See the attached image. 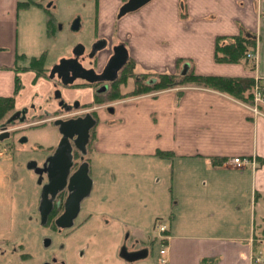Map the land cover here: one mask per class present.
Here are the masks:
<instances>
[{
	"label": "crops",
	"instance_id": "0c3cea01",
	"mask_svg": "<svg viewBox=\"0 0 264 264\" xmlns=\"http://www.w3.org/2000/svg\"><path fill=\"white\" fill-rule=\"evenodd\" d=\"M28 2L32 1L0 0V97L13 95L18 75L21 89L15 96V111L27 110L31 103L41 107L55 89V81L49 78L38 77L34 71L15 70L25 67L29 59L18 50L21 9L36 7L43 11L32 4L24 7ZM179 8V0H155L140 13L119 22L129 29L137 26L121 39L139 73L176 74L191 69L203 76L264 80V0H185L181 8L185 9L187 20L179 18ZM151 15L153 22L158 23V32L168 23L180 24L179 28L184 25L183 31H189L170 36V40L154 33L153 57L146 56L148 49L134 45L135 33L147 32L146 22H150ZM186 21L192 24L194 32ZM198 22L204 27L200 28ZM105 24L99 20L102 34ZM44 27L47 39L56 38L57 32L53 37L47 36L45 17ZM239 34L255 38L252 54L256 60L216 63V38ZM164 42L175 48L178 44L190 45L197 55L173 52L172 65H153L156 52L162 54ZM178 55L189 57L193 65H174ZM18 56L26 59L19 61ZM75 90V99L82 97V90ZM68 91H64L65 95ZM88 92L91 95L84 96L87 98L83 103L92 100V92ZM109 108L96 113L92 152L111 161L105 162L107 172L108 168L116 170L112 163L116 160H124L125 164L134 159L155 161L171 166L173 213L166 218L168 227L163 226L160 262L264 264V115L255 116L245 103L196 86L131 98ZM234 157L254 158L257 163L254 169L237 170L228 164Z\"/></svg>",
	"mask_w": 264,
	"mask_h": 264
},
{
	"label": "rangeland",
	"instance_id": "374dc122",
	"mask_svg": "<svg viewBox=\"0 0 264 264\" xmlns=\"http://www.w3.org/2000/svg\"><path fill=\"white\" fill-rule=\"evenodd\" d=\"M22 1L37 2L50 9L58 20V27L56 38L47 39L43 11L36 7L21 9L17 32L19 54L24 53L30 58L38 57L43 51H46L45 68L49 72V69L54 67L60 59L68 57L78 44L82 43L89 49L96 36V0ZM184 3L185 0H179V18L181 20L188 19L185 9L181 8ZM152 16H150V22H146L147 32L145 34L135 33L137 40L134 45L143 50L148 49L146 56H152L153 51H156L154 33H161L170 40V36L176 37L183 35L184 32H189L183 31L184 25L179 28L180 24L175 26L170 23L164 25L162 31L158 32V23L153 22ZM112 18L107 17L110 22L104 31L105 35L109 37H111L112 31L110 27ZM74 19L81 20V26L77 31L71 29ZM185 23L188 24L187 26H191L189 30L194 32L192 24L187 21ZM115 25L116 28L113 29L114 35L112 36L115 41L137 28L136 25L131 29L128 26L127 28L121 26V23H115ZM198 25L200 28L204 27L201 22H198ZM122 31L124 32L122 33ZM182 40L185 41V39ZM163 44L168 52L164 53V48L161 55L156 52L153 65H172L170 55L173 52L197 55V50L190 45L178 44L179 46L175 48L170 43L164 42ZM177 58L181 59L179 64H177ZM177 58L174 65H186L188 62L193 65L192 60L187 56L178 55ZM135 71L139 73L140 69H135ZM152 77L150 76L148 79ZM42 78L47 79V77ZM133 80L134 78L128 81L124 92L132 89ZM57 88L59 89V87ZM75 89L69 90L66 94L67 97L72 96L75 99L76 96L73 95L78 93L75 92ZM80 90L82 91L79 94L82 97L77 100L83 103L87 98L84 96L89 94L88 91L92 92L93 90L86 87H82ZM14 93L15 84L13 95ZM136 95L114 102L94 103L96 104L95 108H113L128 99L153 94ZM52 102L51 96H49L45 103L42 102L41 107L31 103L27 107V110L30 111L28 121L21 123L18 118L7 125L6 130L0 131V135L3 132L9 133L8 137L0 140V237L29 238L35 247L40 244V241L37 240L39 230H36L34 223L37 218L41 190L46 183L45 175L39 174L38 171L44 168L45 164L47 165L48 158L52 156L60 140L58 128L48 121L50 117L54 119V116L57 115L54 112L56 106ZM245 104L249 110L252 109L253 102ZM13 111L16 112L15 106ZM46 112H49L50 115ZM12 114L10 113V116ZM52 119L50 118V122H53ZM42 121L48 123L36 128ZM23 124L26 125L18 129ZM23 138L26 140L21 141ZM92 144L94 143L92 142ZM92 152L93 149L86 155L89 161V177L92 181L91 192L80 204L79 214L75 219V223L79 226L74 235L67 239L68 244H75L76 250L80 249L82 253L79 264H124L121 255L123 250L126 252L135 250L143 244L147 249V257L133 264H163L160 262L163 257L160 252V239L164 233H160L159 227H168L166 218L173 213L172 203L174 201L172 198L173 182L169 171L170 163L169 165L165 163V165H159L154 163L155 161L134 159L133 162L125 164L122 162L124 160H116L112 161L116 170L111 171L107 167V172L105 162L110 160ZM121 162L122 164L118 165ZM31 163H35V167H29ZM39 178H41V183L38 182ZM244 217L241 215V219L244 220ZM257 217L258 215L256 220ZM256 232L258 233L259 230ZM139 234L141 235L139 236ZM34 252L37 253V247L34 248Z\"/></svg>",
	"mask_w": 264,
	"mask_h": 264
},
{
	"label": "flooded vegetation",
	"instance_id": "af4514ba",
	"mask_svg": "<svg viewBox=\"0 0 264 264\" xmlns=\"http://www.w3.org/2000/svg\"><path fill=\"white\" fill-rule=\"evenodd\" d=\"M129 0H96V7H95V30H96V36L92 43L89 46V49L86 48V46L82 43L78 44L74 47L72 53L68 57L65 58H73V52L76 47L79 45L84 48V51L82 55H80L77 58V61L80 65H82L83 68L87 70H93L97 75H100L107 62L115 56V53L117 52V49L121 46H124V48L127 50L128 48L122 39H119L117 41L114 40V37H112L114 34L113 29H115L116 25L115 23H119L121 20L129 17L130 15L138 14L140 13L145 7L151 5L155 0H149L145 5L142 7L136 9L135 11L128 12L125 14H121L122 7L128 2ZM110 11V13H109ZM109 14V15H108ZM113 15V18H112ZM107 17H111L113 21L111 22V37L108 35H105V27H107L109 19ZM57 19V18H56ZM102 19L106 26H104L103 33L102 34L99 30V20ZM79 20V26L78 29L81 26V20L80 19H74ZM71 23V29L73 28V23ZM57 27H58V20H57ZM76 30V31H77ZM74 31V30H73ZM134 61L129 57L128 53V59L125 65L127 63ZM135 64V63H134ZM124 65V66H125ZM123 66V67H124ZM122 67V68H123ZM121 68V69H122ZM136 69V67H135ZM120 72V71H119ZM119 72L117 74V77L113 81H96L94 83H87L82 80H75L73 84L63 86L61 84V79L55 78L52 81H55V89L53 91L51 100L56 103V110L54 111L57 115L54 116V118H64L69 116L70 118H77V117H85L86 115L91 116L95 121L96 119V113L100 108H95L96 104H94V98L95 95H101L107 91L109 88L110 83L117 80L119 76ZM137 75L138 73L135 72ZM141 74V73H139ZM131 80V79H130ZM83 83L90 84V86H86V88H92V100L87 103H82L81 101L77 99L69 100L67 99L65 95V90H71L73 88L80 89L85 86H81ZM61 91V99H54V92L58 89ZM126 89V88H125ZM131 89H128L125 92H129ZM63 101L66 106L61 107L59 106V103ZM75 102L79 103V106L76 109L70 108L73 107ZM63 106V105H62ZM64 108H70L69 111H65ZM107 110L110 108H106ZM22 111V110H21ZM25 116L26 119H29V111L25 109ZM49 114V112H46ZM61 113V114H58ZM50 115V114H49ZM52 119V117H50ZM49 118V119H50ZM28 121V120H27ZM48 122L42 121L39 122L36 128L42 127ZM50 124L53 125V122H50ZM24 125L21 127H18V129H21ZM96 126V124L90 129V135L92 129ZM87 153H91L88 151L86 146V152L85 154H82L78 149L74 148L72 149V165L69 170L70 177L79 167L81 164V157H83V162H87L88 158H86ZM48 165V164H47ZM46 164L44 165V168L40 169L41 174H44L46 177V183L49 182L50 177L48 173V166ZM89 167V165H88ZM40 174V173H39ZM45 183V184H46ZM69 192L67 188H64L61 191H58L55 195V197L51 198L52 205L50 207V210L45 212L44 215H41L39 207L41 203V196L38 202L37 206V218L35 220V227L36 230H39V233H37V240L40 241V244H37V253L34 252V248H36L29 238H22V237H12V238H1L0 237V264H79L81 261L82 253L79 249V251L76 250V245H71L67 243V239H70L73 235L75 230L79 225L75 223V218L72 219L71 222H63L61 220L62 216L65 213V200L68 196ZM42 195V190H41ZM48 198L50 196L48 195ZM80 210V209H79ZM78 243V242H77ZM40 247V248H39ZM146 253L147 257V249L144 246H141L135 250H131L127 252L123 250L121 253L122 259L124 261V264H133L134 262H137L145 257L137 258L134 260H131V256L140 254L143 255Z\"/></svg>",
	"mask_w": 264,
	"mask_h": 264
},
{
	"label": "water",
	"instance_id": "95a60500",
	"mask_svg": "<svg viewBox=\"0 0 264 264\" xmlns=\"http://www.w3.org/2000/svg\"><path fill=\"white\" fill-rule=\"evenodd\" d=\"M149 0H129L121 9V14L135 11L136 9L145 5ZM79 26V20H75L72 30L76 31ZM84 48L78 46L75 48L73 58H62L60 61L51 68L48 78L53 80L55 76L61 79L63 86L72 84L75 80L79 79L87 83H94L96 81H113L121 68L125 65L128 59L127 50L124 46L117 49L115 56H113L106 64L103 72L97 75L93 70H87L82 67L77 61V58L82 55ZM185 71V70H184ZM61 91L57 89L54 92V99H61ZM63 105V106H62ZM59 106L64 107L66 104L61 101ZM78 102H75L73 109H77ZM70 108H64L65 111H69ZM25 110L14 112L9 119L2 125L1 129L6 130L7 125L13 123L19 118L21 123H24L28 119L25 116ZM96 124V121L89 115L85 117L77 118H54L53 125L58 128V132L61 136L59 143L52 154L48 158V173L50 180L42 187L40 213L44 215L45 212L50 210L52 205V199L55 197L58 191L67 188L69 194L65 200V213L61 220L63 222H71L79 212L80 204L84 198H86L91 192L92 181L89 177V167L87 162H83L81 157V164L77 170L70 176L69 170L72 165V149L73 147L78 149L82 154L86 152V146L90 138V129ZM9 133L3 132L0 135V140L8 137ZM23 138L21 141H25ZM29 167H35V163H31ZM38 173L41 174L39 170ZM41 183V178H39ZM48 195L50 198H48ZM137 254L131 256V260L145 257Z\"/></svg>",
	"mask_w": 264,
	"mask_h": 264
},
{
	"label": "trees",
	"instance_id": "16d2710c",
	"mask_svg": "<svg viewBox=\"0 0 264 264\" xmlns=\"http://www.w3.org/2000/svg\"><path fill=\"white\" fill-rule=\"evenodd\" d=\"M35 5L43 9L45 14L46 34L48 37H53L57 32V19L50 9L43 7L36 2L24 3V7ZM256 40L254 37L244 34L235 36H219L215 40L214 60L216 63L235 64L242 60H248L247 54L254 51ZM17 59L24 61V56H18ZM46 53L39 57L29 58L27 65L20 69H15L16 72L34 71L38 77H47L48 70L45 68ZM181 59L177 60V64ZM135 64L133 62L127 63L119 72L117 80L110 83L107 91L101 95H95V103L114 102L123 98L143 95L156 94L159 92L187 87L196 86L200 88L209 89L218 93L226 94L240 102L252 104L254 96V87L256 80L254 78L241 77H225V76H203L197 75L193 70L181 71L176 74L169 73H152L146 72L138 75L135 73ZM150 76L152 78L148 79ZM134 78L132 89L129 92H124V87L127 86L128 81ZM15 93L12 97H0V130L2 125L9 119L15 106V96L21 89L20 78L15 76ZM81 86H90V84L83 83ZM136 95V96H137ZM47 103V101H46ZM264 110V107H261ZM9 113V115H7ZM95 141V128L91 131V136L87 149L92 151ZM165 156V154L160 153ZM168 155V154H167ZM207 262V261H203Z\"/></svg>",
	"mask_w": 264,
	"mask_h": 264
},
{
	"label": "built area",
	"instance_id": "2783aa9c",
	"mask_svg": "<svg viewBox=\"0 0 264 264\" xmlns=\"http://www.w3.org/2000/svg\"><path fill=\"white\" fill-rule=\"evenodd\" d=\"M247 58L251 59V60H256V55H253L252 53L247 54ZM264 107V80H259L256 79V84L254 87V100H253V105H252V109H250L251 113L255 116L259 115V114H264L262 113V108ZM256 161L254 158H240V157H234L232 158L230 161H228V164L237 169V170H241L244 169L246 167H252V169L255 168L256 165ZM160 232L165 231V227L161 226L160 228Z\"/></svg>",
	"mask_w": 264,
	"mask_h": 264
}]
</instances>
